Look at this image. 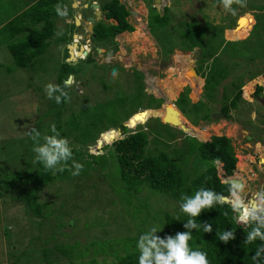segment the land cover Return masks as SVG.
Returning a JSON list of instances; mask_svg holds the SVG:
<instances>
[{"label":"rangeland","instance_id":"rangeland-1","mask_svg":"<svg viewBox=\"0 0 264 264\" xmlns=\"http://www.w3.org/2000/svg\"><path fill=\"white\" fill-rule=\"evenodd\" d=\"M32 1L0 0V25H2V22L4 23L15 17L26 3ZM74 1L75 8L80 6V0ZM105 1L107 2V0H100L101 3ZM151 1L149 0L147 3L151 13L156 11V13L162 14L164 9L162 4L165 3L168 6L165 7L167 8L166 16L168 18L166 26L155 29L156 31L152 30V33L149 34L145 27L148 12L139 1H136L132 6L133 14L142 9H144V13H138L140 15L139 24L131 15L130 20L134 25L144 27L145 32L135 28L127 35L120 33L116 37L119 47L115 53L104 54V49L97 51L96 54L93 53L98 65L106 63L109 67L103 68L107 70L94 68L92 75H90L92 73L90 68L82 75V79H75L73 88L76 89V92L70 94L71 102L69 106L71 110L63 114L64 118H69V121L65 122L66 125L76 118L74 121L76 127H79L77 133L84 126L90 133L94 132L97 135L95 144L89 141V138L81 139L82 143H86L85 146L80 143V140L73 141V143L82 147L86 161L85 159H78V162L84 165L83 170L91 167L100 170V173H97V170L94 169L81 177H72V180L64 178L63 180L55 179L48 182L38 191L35 199L37 203L42 205V216L35 215L33 209L28 207L29 199L12 198L18 190L14 189V186L6 188L4 191L0 189V264H12V262H16L15 264H70L67 256L65 257L61 252L55 250L57 245L75 246L72 252H80L81 258L71 264H83V262L89 261L90 253L98 264H110V262H115L112 255L93 252V250L101 248L103 241L109 238L119 237L125 233L140 236L152 226L160 230L156 235L161 238L167 236L164 214L168 212L172 217L179 214V203L176 200L147 187L141 188L137 193L132 192L128 195L123 183L116 176L118 169L115 162L105 158L106 156H101L100 167H98L95 163H92L91 157L86 156L89 152H100L95 150L96 147H99V141L106 140L111 131L117 130L119 132L120 119L124 120L125 118L123 115L136 110L132 102L122 105L118 110V114L123 115L113 119L108 115L99 113L95 107L104 105V103L99 102L105 99L104 96L110 94L112 96L117 88L128 92L134 86V68L148 74V77L144 76L145 90L147 93L154 94L157 98L160 97L158 95L161 91L175 104L177 95L187 87L188 83L193 87L192 96L198 95L203 81L193 77L188 69H185L187 68L185 66L186 62L193 57V50L180 51V49L185 50L184 46L191 41L182 38L186 31L192 33L193 39L199 37V42L204 46L209 45L208 41L215 33V37L212 38L217 41V45L223 39L230 40L233 43L246 38L242 42L243 47L239 43L230 45L231 47L233 45L237 46V49L242 53H240V56L228 58L227 52L231 51L230 48L223 51L222 64L227 65L226 70L230 72L227 80H223L218 87L220 89L222 85L223 89H226L227 86L231 90L232 87L227 84L228 80L235 77L237 72L239 73L237 69L239 67L243 68L245 63L247 64L242 70L245 75L240 76L243 83H245L241 87L242 90L249 82L255 84L258 81V84H261L258 78L264 77V74L248 81V71H264V32L261 29L251 31V25L253 24L251 13H254L253 17L258 16V18H261V22L264 21V0H246V7L244 8L234 5L237 8L236 15L225 11L218 0H163L164 3L157 2L156 6L159 9L156 8L155 10L152 9ZM63 6H66L68 12L74 9L72 4L69 5L68 0H65ZM72 12L71 16H68V13L66 17H53L56 34L50 40L51 43L47 51L37 58V63L34 65L35 69L17 68L11 73L6 72L7 67H14L13 58L6 47V43L0 44V172L4 174L5 178L17 179L23 177L24 179L37 170L38 164L33 163L35 153L32 151L33 142L28 136V130L31 127H36L42 135L48 134L50 125L54 123L56 109L53 108V105H55V100L47 97L45 85L48 83L55 84L56 68L67 52L64 45L56 42V37L64 31L67 24L66 20L71 25L73 15L74 17L78 16L76 13L74 14L75 9ZM79 27L83 30L82 35L85 34L86 37L88 34L86 24L81 22ZM220 30H223V32ZM248 31L249 33H247ZM76 34L80 36L78 32ZM79 40L82 41V38ZM210 43L214 44L213 40ZM162 44L166 49L168 47L174 48L173 51L168 55L164 54L161 50ZM88 47L91 49V45H88ZM75 56L77 57L69 56L68 60L73 62L83 61L79 55L75 54ZM116 64L123 66L125 69L111 67ZM194 64L197 65V61ZM233 64L235 67L236 65L239 67L235 68ZM114 69L118 72L115 78L112 76ZM175 71L178 72L174 75L173 72ZM198 72L201 71L198 69ZM102 74L105 75V80L112 84L110 89L102 87L101 81H98V79L103 78L102 76L99 77ZM84 82L87 85L86 88ZM154 86H157L160 91L158 92V88H154ZM218 87L216 86L214 91L211 89L203 95L204 98L202 97V101L205 99L207 108L213 113L219 111L222 103L220 93L216 95V100H210L218 92ZM258 97L260 98H254L253 96V100L239 102L237 108L230 109V118L218 116L217 118L213 117L212 121L201 119L204 112L203 106L199 109L189 110L187 118L182 113L180 114L174 110L175 108L171 105H168L167 108L169 113L176 115L182 124L195 131L200 138L205 134L230 137L239 161V156L244 157L247 155V151H252L254 144L259 142L264 144L263 127H261L264 120L256 116V114L264 111V95ZM193 99L196 98L192 97L190 99L192 104L195 103ZM260 99L263 100L262 103L259 102ZM91 104L92 106H90ZM91 107L93 111L89 113ZM157 109V111H154L152 108H139L138 112L134 113L132 117L130 116L129 124L131 126L137 122L143 124L152 119L155 114L163 115L164 112L161 111V106ZM88 115L93 118V122L89 126ZM138 117H142V119ZM147 117L148 119L144 121ZM150 122L151 127L159 128L157 125L159 124L158 120H151ZM232 126L236 127L235 132H233ZM169 129L171 138L168 140L172 143L168 145V152L173 157L179 156L180 153L181 158H184L181 160L182 167L191 173L193 167H195L194 162L197 165L200 164L196 155L190 154L193 151H190L189 147L194 146L197 149L195 140L197 137L192 135L191 132H184L178 126L169 124ZM59 130L62 131L61 128ZM242 130L246 132L243 133ZM166 133L161 135L168 138ZM245 135H254L251 141L253 145L246 143ZM120 137L121 131L118 136L108 139V141ZM71 146L74 147L75 145L71 144ZM162 146L164 147V144ZM153 147L152 142L150 148ZM102 152L101 150L100 153ZM106 152H108L107 149L104 153ZM258 153L264 157V152L260 148ZM243 160L239 163L235 174L239 173L240 175L242 172L245 175ZM260 163L263 164L264 162ZM217 165L220 168V164L217 163ZM89 175L90 177H87ZM255 178L253 183H249L248 178H244L245 181L247 180V184H245L247 197L264 187V173L261 175L256 173ZM24 180L26 181L23 184L25 188L29 187L31 185L29 177ZM141 204H147L148 206L138 212ZM126 206L130 207L132 217L128 215ZM146 211H148V214H146ZM141 218L145 221H142ZM43 248L51 249L47 260L43 258Z\"/></svg>","mask_w":264,"mask_h":264},{"label":"trees","instance_id":"trees-1","mask_svg":"<svg viewBox=\"0 0 264 264\" xmlns=\"http://www.w3.org/2000/svg\"><path fill=\"white\" fill-rule=\"evenodd\" d=\"M57 3L64 5L65 0H33L28 4L26 3L15 17L8 19L4 23L2 22V25H0V44L6 43V47L12 55L14 65V67H7L6 72L11 73L17 68L35 69L34 65L37 63V58L42 56L47 51L51 43L50 40L54 38L56 34L53 17L58 16L54 9V6ZM152 9L155 10L156 8L152 7ZM100 10L103 14V19L96 21L93 25L91 50L85 58H83L82 62H73L68 60L69 52L67 44L72 42L71 33L64 32V35L59 34L56 37V42L64 45L67 52L63 56L62 62L56 68L57 73L54 81L55 84L62 86L63 82L68 79L70 75L73 76L74 79L80 80L86 70L89 71L90 68L92 69V73H90V75L93 74L94 68H107L108 65L106 63L98 65V62L94 58L93 53L96 54L97 47L104 49V54H113L119 47V43L116 40L117 35L122 32H132L134 30V26L129 20L130 9L127 8L126 4L120 2L119 0H109L100 4ZM166 10L167 8L164 7L162 14H158L156 11L151 13L149 10L148 27L150 31H156L155 29L166 26L168 21ZM251 14L253 20L251 31L261 29L264 32V21L261 22V18H258V16L253 17L254 13ZM73 27H75L74 23L69 25V30L72 31ZM220 31L223 32V30ZM185 33L186 34H184L182 38L188 40L190 39L191 41L184 46V51L193 50L195 47L200 50L197 66L201 71L199 73L204 78L203 94L208 93L211 89L214 91L215 87H218L222 80H224L230 72L226 70L227 65L222 64L223 51L230 48L231 51L227 52L228 58L240 56L241 52L237 49V46L233 45L231 47L230 45L233 43H239L243 47L244 44L242 42L245 41L246 38L233 43L230 40L223 39L220 40L221 42L217 45V41L212 38L215 37V33L210 37L211 40L208 41L209 45L204 46L199 42V37L197 39H193L190 31H186ZM212 40L214 44L210 43ZM74 48L75 46L71 47L72 54ZM173 49L174 48L172 47H168V49H166L163 44L161 46L162 52L166 55L171 53ZM76 54L80 56L82 51H79ZM246 64L247 63H245V65ZM245 65L243 68L236 65V67H239V69H237L239 73L237 72V75L233 77L230 82L232 87L230 91L233 93L232 97L228 95L229 88L227 86L226 89H222L220 93V100L222 103L219 111L224 114L225 118H230V109L237 108L239 102L245 101L243 95L250 100H253L252 96H249V93L252 91L253 82H250L244 87V93L241 88L244 83L240 76L245 75L242 71ZM111 67H118L122 70L125 69L123 66L118 64ZM248 72V80H252L256 76L264 74V71L260 72L258 70H255L254 72L251 70ZM101 76L103 78L98 79V81H101L100 83L102 84V87L110 89L112 84L105 80V75L102 74L99 77ZM133 81L134 86L132 88L129 87L130 89L128 92L117 88L118 90L116 89L112 96L111 94L109 96H104L105 99L102 102H99L104 103V105L95 106L99 113L116 119L118 116L123 115L118 114L120 106L132 102V104L136 107V110L125 113L123 115L125 116L124 120L120 119V125L118 128L121 131V137L108 141V139H113L119 135L117 130L109 132L106 140L103 139L100 143H98L99 147H96L95 149L96 151L101 152L102 150L103 152L87 153L88 151L86 150V157H91L92 163H95L98 167H100L99 164L101 163V156H106L105 158H109L112 162H115L118 169L116 176L118 180L123 183L128 195L132 192L137 193L141 188L147 187L153 191L160 192L173 198L180 204L181 194L193 195L195 190L200 187H205L228 196L230 183L224 182L223 179L219 177L217 163H221V167L224 172L223 176L228 177L234 173L236 165L238 167L239 163L243 160V158L239 156L238 161V156L236 155L232 139L225 135L214 136L211 134H205L204 136H201V138H197L198 140L195 139L197 142V149H195L194 146H189L190 151H193L190 152V154H195L196 158L200 161V164L197 165L194 162L195 167H193V171L189 173L181 165V160L184 158H181L180 153L177 151L179 156L173 157L168 152V145H171L172 143L168 140L171 138L169 136V124L163 123L159 117H152V119L147 120L143 124L140 122H137L132 126L129 124L130 118L134 113L138 112L139 108L157 109L164 101L163 98H157L154 94L146 92L144 86V74L135 68L133 70ZM260 81L264 84V79L260 78ZM73 87L67 89L69 95L76 92V89ZM84 87H87L85 82ZM154 88L157 87L154 86ZM262 90V86L256 85L254 91L252 92L254 98L258 97L262 93ZM189 92V87H185L179 93V96L175 101L179 111L187 118L189 110L192 111L203 106L204 112L201 115V119L212 121L213 111H210L207 108V103L201 99H196L193 104L190 103L191 98L189 97ZM218 93L219 87L218 92L213 96V99L207 98L211 101L216 100V95ZM77 95L79 94L77 93ZM54 104L53 108L56 109L54 123L58 129H62L61 135L67 137L70 144L75 145L72 147L75 157L74 159L77 161L78 159L84 160L85 156L83 155L84 153L81 145L73 143V141L80 140V143H82L81 139L89 138V141L95 144L97 135L94 132L90 133V131L84 126H82L81 131L77 133L79 127H76V123L74 121L76 118L71 120L68 125H66L69 118L63 117L64 113L71 110L69 103L62 102L57 104L54 102ZM90 106H92V104ZM92 111L93 109L91 107L89 113ZM87 117L90 120V123H88L89 126L93 122V118L90 115ZM151 120L159 121V124H157L159 126L158 129L156 127H151ZM162 133H166L168 138L165 135H161ZM48 134H50V132ZM152 142L154 147L150 148V143ZM83 144L85 146L86 143H82V145ZM163 144L164 147L162 146ZM106 149L108 152L104 153ZM175 159L178 162L180 161V164ZM37 164L38 167L36 172L26 176L29 177V180L31 181V185L29 187L25 188L23 185L26 182L24 180L26 177L24 179L23 177L9 179L5 178L3 176L4 174L0 172V189L4 191L6 188L14 186V189L18 190L17 194L12 198L20 197L23 199H29L28 207L33 209L35 215L42 216V205L35 201L38 191L41 190V188L48 182L54 181L55 179L63 180L66 178V180H72L75 177L70 175L67 170L63 173L57 172L53 175L51 171H45L42 164ZM94 169L95 168L91 167L85 169L77 177L86 175ZM95 170H97V173H100V170ZM87 177H90V175ZM235 178L240 179L241 175L237 173L235 174ZM20 186L23 187L20 188ZM147 206V204H141L138 212ZM126 207L129 210H127L128 215L132 217L131 209H129L130 207ZM225 212H228V216L224 215ZM178 213L179 214H177L176 217H172V215L168 212L164 214V224L166 225L165 229L167 235L175 236L177 232L187 231L183 225L186 223L188 217L181 212L180 209ZM146 214H148V211H146ZM141 220L145 221L143 218H141ZM196 221L197 223L207 222L211 224L213 230L212 232H203L202 229L200 231L193 229L192 239L189 241V245L193 250L200 249L207 252L210 264H255L252 256L255 255L256 247L260 242L257 241L250 245L244 244V240L246 239V234L249 229L244 225L233 223L230 205L225 204L222 207L217 205L213 209H205L201 212L200 216L196 218ZM233 228L235 229V239H230L227 243L217 239L216 233L224 230L230 231ZM138 239L139 235L137 234L131 235L125 233L119 237H112L103 241L101 248L95 249L93 252L104 255H112L115 262H110V264H138L139 252L136 248ZM73 247L75 246L69 245V247H66L64 245H57L55 246V250L61 252L65 257L67 256L69 263L71 264L72 262L78 260V258H81L80 252H72L74 250ZM50 252L51 249L43 248V258L47 260ZM89 257V261L83 262V264H98L94 256H91V253ZM15 263L16 262H12V264ZM261 264H264V260L261 261Z\"/></svg>","mask_w":264,"mask_h":264},{"label":"clouds","instance_id":"clouds-1","mask_svg":"<svg viewBox=\"0 0 264 264\" xmlns=\"http://www.w3.org/2000/svg\"><path fill=\"white\" fill-rule=\"evenodd\" d=\"M218 3L232 15L237 14V8L234 5L240 8L246 7V0H218ZM54 9L58 16L66 17L68 14L66 6L60 3H57ZM92 36L90 35L89 38L86 36L84 44L81 43L83 50L87 52L85 55L82 53L79 56L82 59L91 50L88 45H91ZM73 42H76L78 47L81 46L78 44L77 38L72 39L68 45ZM77 50L76 46L73 50L74 57H77L75 56ZM117 74V70L114 69L112 76L115 78ZM74 85V77L69 76L62 86L53 83L46 84L45 93L57 104L70 103L71 97L67 89ZM242 92L244 93V90ZM28 136L33 142L32 151L35 153L33 163L42 164L45 171H51L53 175L66 170L73 177L81 174L84 165L74 159L69 139L61 135L55 123L50 125V134L42 135L36 127H31L28 130ZM245 187V183L233 181L229 185L228 196L205 187L198 188L193 195L181 194L179 209L188 217L183 225L187 231L177 232L175 236L167 235L164 238L156 235L160 230L155 226L143 232L136 243L139 252L138 264H210L208 253L200 249L193 250L189 241L192 239L193 229L196 231L202 229L203 232H212L213 230L212 225L207 222L197 223L196 218L200 216L201 212L205 209H213L217 205L222 207L225 204L230 205L233 223L244 225L249 229L244 244L260 242L252 259L255 264H261V261L264 260V187L253 192L250 197H247ZM224 215L228 216V212H225ZM216 235L217 239L227 243L230 239H235V229L224 230Z\"/></svg>","mask_w":264,"mask_h":264},{"label":"crops","instance_id":"crops-1","mask_svg":"<svg viewBox=\"0 0 264 264\" xmlns=\"http://www.w3.org/2000/svg\"><path fill=\"white\" fill-rule=\"evenodd\" d=\"M107 1H109V0H107ZM120 2H122V3H124V4H126V6H127V8H129L130 9V15H131V17L132 18H134V20L137 22V24H139V18H140V15L138 14V13H141V14H143L144 12H143V10L145 9L146 10V12H148V14H147V24H146V28H147V30H148V33L149 34H151V31H150V29H149V27H148V16H149V7H148V5H147V3H148V0H119ZM136 1H139L142 5H143V8L144 9H142L141 11H137V13L135 12V14H133L134 12H133V10H132V6L136 3ZM81 2V3H80ZM80 2H79V4H80V6H78V7H76L75 8V1L74 0H68V3H69V5L71 6V4H72V6H73V8L75 9V12H74V14L76 13V15H78V13H81V10L83 11L84 9H85V7H86V5L87 4H90L91 2H97L98 4H99V9H100V4H101V2H100V0H80ZM106 2V1H105ZM152 2V6L153 7H155V8H157L158 6H156L157 5V2H163L164 3V1L163 0H152L151 1ZM156 2V3H155ZM77 4V3H76ZM155 5V6H154ZM162 6H163V8L164 7H166L167 5L164 3V4H162ZM147 8V9H146ZM73 9V10H74ZM158 9H159V7H158ZM73 10H69V15L68 16H71V14H73ZM131 11H132V14H131ZM85 12H87V15L89 16V15H91V14H93V12H94V10L93 9H91V8H89V7H87L86 8V10H85ZM101 15L103 16V14H102V12H101ZM76 17V16H75ZM74 15H73V20H74ZM129 20H130V18H129ZM131 21V20H130ZM67 24L65 25V29H64V31L62 32V33H60V34H63L64 35V32H66V33H71V36H72V39H74V34H76L77 32V30L78 29H80V27H78L81 23L79 22L78 24H76V22L75 21H73L72 23H74L76 26L75 27H73V30L72 31H70L69 30V22H68V20H66L65 21ZM87 22L86 21H84V24H86ZM133 24V26H134V30H135V28L136 29H139V30H142V31H144L145 32V29H144V27H138V26H136V25H134V23H132ZM253 25V24H252ZM86 28H88V26H87V24H86ZM93 28V27H92ZM133 30V31H134ZM83 33V30L81 31V34ZM122 33H124L125 35H127V34H129L130 32H122ZM247 33H249V31L247 32ZM90 33L88 32V34L87 35H89ZM82 38V36H77V39L79 40V39H81ZM118 40V39H117ZM121 43H123V42H121ZM120 43V44H121ZM124 45H125V43H123ZM123 44H121V45H123ZM67 48H68V50H69V52H70V50L71 49H69V47H68V44H67ZM77 49L78 50H80L79 49V47H77ZM101 50H102V48H100ZM195 49H199V48H197V47H195ZM195 49H193V50H195ZM100 50V51H101ZM98 51V50H97ZM180 51H184V50H182V49H180ZM190 51H192V50H190ZM99 52V51H98ZM193 53H194V51H193ZM70 56V55H69ZM191 60H193V58H191L189 61H187L186 62V67L187 68H185L186 70L188 69V71L190 72V70H189V67H188V63L191 61ZM191 64V63H190ZM197 65H198V62H197ZM191 66H193L192 64H191ZM135 69H137V68H135ZM138 70V69H137ZM258 71H260V70H258ZM141 72H143V74H144V76H146V77H148V74L146 73V72H144V71H141ZM178 71H175V72H173V74L175 75L176 73H177ZM191 73V72H190ZM192 74V73H191ZM200 74V73H199ZM199 74L197 73V77L196 76H194L193 74V77H195V78H199V79H201L203 82H201V85H200V88H199V93H198V95L197 96H192L193 95V87H192V85L190 84V83H188V85H187V87H189L190 88V92H189V97L190 98H192V97H194V98H196V99H201V100H203V90H202V87H203V84H204V79H203V77L201 76V74H200V76H199ZM227 78H228V76L224 79L225 81L227 80ZM233 78H230L229 80H228V82H227V84H229V86L231 87V85H230V82H231V80H232ZM259 79V78H258ZM152 80V79H151ZM256 80V79H255ZM223 81V80H222ZM249 81V80H248ZM203 83V84H202ZM225 83V82H224ZM245 84V83H244ZM243 84V85H244ZM260 85V86H262V93L260 94L261 96H263L264 95V84H263V82H261V84H258V81H256L255 82V84L253 83V90H254V87H255V85ZM157 87V86H156ZM158 88V87H157ZM222 89H223V86L221 85L220 86V89H219V93H221V91H222ZM253 90L250 92L251 94H252V92H253ZM160 91V89L158 88V92ZM166 91H167V89H166ZM228 95L230 96V97H232V91H230V89L228 90ZM249 93V96H251V94ZM161 94H164L165 95V93H163V92H161L160 91V95ZM160 95H158V97L160 96ZM155 96V95H154ZM179 96V94L177 95V97ZM155 97H157V96H155ZM177 97H176V99H177ZM203 97V98H202ZM243 98H244V100H245V102L246 101H250V99L249 98H247L245 95H243ZM255 98H260V97H255ZM261 98H263V97H261ZM196 99H193V101H195ZM204 101H205V99H204ZM262 101L263 100H259V102L260 103H262ZM219 110H220V108H219ZM216 113H220V111H218V112H216ZM253 113H255L254 111H253ZM256 114V113H255ZM264 115V111L263 112H261V113H259V114H256V116H257V118H259V119H261V120H263L264 118L262 117ZM225 118V117H224ZM239 123V122H238ZM238 123H235V124H238ZM236 127H237V125H236ZM236 127H233L232 126V129H233V132H235V129H236ZM261 127H264V124H262V126ZM242 132L243 133H245L244 132V130H242ZM250 134H251V132H249ZM252 136V135H251ZM245 137V139H246V143L249 145H253L252 144V140H253V137L254 136H252V138L250 139V138H247V135H245L244 136ZM248 140V141H247ZM234 145V144H233ZM259 148L264 152V144H262V143H257V144H254L253 145V147H252V151H247V155H245L244 157H243V161H244V167H243V170L245 171L244 173H245V175H243V173L241 172V178L244 180V178L246 177V178H248V180L250 181L249 183H253V181H255V177H256V173L257 174H263L264 173V163L262 164V163H260V162H264V161H262L263 159H264V157H262L261 155H259L260 153H258L259 152ZM245 149H247V148H245ZM251 149V148H250ZM258 151V152H257ZM258 156V157H257ZM220 164V168L218 167V165H217V170H218V173H220V171H222L221 169V163H219ZM220 169V170H219ZM251 177V179H249ZM243 182H245V184H247V180L245 181H243ZM248 183V184H249ZM246 191V190H245Z\"/></svg>","mask_w":264,"mask_h":264},{"label":"water","instance_id":"water-1","mask_svg":"<svg viewBox=\"0 0 264 264\" xmlns=\"http://www.w3.org/2000/svg\"><path fill=\"white\" fill-rule=\"evenodd\" d=\"M158 1H159V0H158ZM87 7H89V8H91V9L94 10L93 14H91V15H89V16L85 15L84 12L81 13L82 16L86 17V22H87L86 24H87V26H88V32L90 33L89 35H86V36L89 38L90 35H93V34H91V33L93 32L92 27H93L94 23H95L96 21H98V20L103 19V16L101 15V10L99 9V4H98L97 2H91L90 4H87L86 7H85V9H86ZM157 8H158V7H157ZM131 14H132V11H131ZM75 22H76V24H78V23L80 22V18L76 16V18H75ZM237 24H238V21H237ZM251 27H252V25H251ZM74 38H77V34H74ZM73 46H75V47L77 46V47H78V45H77L76 42H73L72 44L68 45L69 49H71V47H73ZM79 49L82 50V53H83L84 55L87 53L85 50H83L82 45L79 47ZM97 50L100 51L101 49H100V48H97ZM199 54H200V50H199V49H195V50H194V60H197V59H198ZM69 55H70V56L73 55V54H72V51L69 52ZM194 60H191V61L188 63V67H189L190 72H191L194 76L197 77V72H196L195 68H194L193 66H191V64L193 63ZM190 63H191V64H190ZM70 76H71V75H70ZM160 97L163 98V100H164L163 103H162V105H161V111H163L164 113H163V115H156V114H155L153 117H159L160 120H161L163 123H167V124H170V125H172V126H173V125H174V126H178V127L181 128V130H183L184 132H186V133L191 132L192 135L196 136L197 138H200V137L196 134L195 131H193L191 128L187 127L185 124H182L181 121L178 119V117H177L176 115H174V114L171 113V112H170L171 114L169 113L167 107H168V105H171L172 107L175 108L174 110L178 111V113L181 114V112L178 110V108L175 106V104H174L173 102H171V101L166 97V95H164V94H161ZM157 110H158V109H154V111H157ZM159 110H160V109H159ZM212 116H213L214 118H217L218 116H222V117H224V114H223V113H212ZM262 117L264 118V115H263ZM149 118H151V117H149ZM147 119H148V117H147L144 121H146ZM118 130H119V128H118ZM119 132H120V130H119ZM244 132H246V131L244 130ZM247 138H251V136H250V135H247ZM100 142H101V141H99V143H100ZM221 168H222V167H221ZM221 170H222V171H221L220 173H218V174H219V177H221V178L223 179L224 182H227V183H231V182H233V181H239V182H242V180H240L239 178H235V172H236V170H237V165H236V167H235V171H234V173H233L231 176H228V177L223 176V173H224V172H223V169H221ZM242 183H243V182H242Z\"/></svg>","mask_w":264,"mask_h":264},{"label":"flooded vegetation","instance_id":"flooded-vegetation-1","mask_svg":"<svg viewBox=\"0 0 264 264\" xmlns=\"http://www.w3.org/2000/svg\"><path fill=\"white\" fill-rule=\"evenodd\" d=\"M85 10H86V9H84L83 11L81 10V13L84 12L85 15H87V12H85ZM81 13H78V16H77V17L80 18V23L86 21V17L82 16ZM87 16H88V15H87ZM75 18H76V17H75ZM75 18H74L73 21H75ZM74 25H75V24H74ZM75 26H76V25H75ZM79 26H80V25H79ZM79 26H78V27H79ZM81 31H82V29H78L76 32H78L79 34H81ZM85 40H86V37H85V34H84V35H82V41H81V40H78V44L81 45V43H82V42H85ZM193 51H194V50H193ZM192 58H193V60H194V54H193V57H192ZM197 60H198V59H197ZM197 60H194L193 63H192V65H193V67L195 68L196 72L199 74V72H198V66L194 64ZM263 120H264V119H263ZM263 124H264V121H263ZM262 134L264 135V127H263V129H262ZM252 136H254V135H252ZM252 136H251V138H252ZM262 144H263V143H262Z\"/></svg>","mask_w":264,"mask_h":264},{"label":"bare ground","instance_id":"bare-ground-1","mask_svg":"<svg viewBox=\"0 0 264 264\" xmlns=\"http://www.w3.org/2000/svg\"><path fill=\"white\" fill-rule=\"evenodd\" d=\"M141 32V31H140ZM261 79H264V77H260ZM260 78L258 79V80H260ZM250 83V82H249ZM249 83H247V85L249 84ZM246 85V86H247ZM243 158V157H242ZM240 180H242V182H243V179L242 178H240ZM244 183V182H243Z\"/></svg>","mask_w":264,"mask_h":264},{"label":"snow or ice","instance_id":"snow-or-ice-1","mask_svg":"<svg viewBox=\"0 0 264 264\" xmlns=\"http://www.w3.org/2000/svg\"><path fill=\"white\" fill-rule=\"evenodd\" d=\"M138 118H141L142 119V117H138Z\"/></svg>","mask_w":264,"mask_h":264}]
</instances>
